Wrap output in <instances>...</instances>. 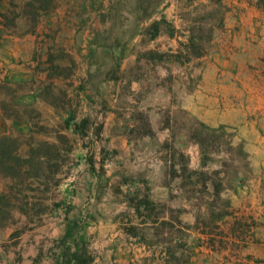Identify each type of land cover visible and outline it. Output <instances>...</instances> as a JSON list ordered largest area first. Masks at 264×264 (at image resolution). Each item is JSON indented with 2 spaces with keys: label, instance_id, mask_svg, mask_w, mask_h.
Listing matches in <instances>:
<instances>
[{
  "label": "rangeland",
  "instance_id": "374dc122",
  "mask_svg": "<svg viewBox=\"0 0 264 264\" xmlns=\"http://www.w3.org/2000/svg\"><path fill=\"white\" fill-rule=\"evenodd\" d=\"M255 128L264 0H0V264L261 263Z\"/></svg>",
  "mask_w": 264,
  "mask_h": 264
},
{
  "label": "crops",
  "instance_id": "0c3cea01",
  "mask_svg": "<svg viewBox=\"0 0 264 264\" xmlns=\"http://www.w3.org/2000/svg\"><path fill=\"white\" fill-rule=\"evenodd\" d=\"M240 133L242 140H244L245 149L251 154V162L254 172L256 173V179L250 182L249 190L242 193L237 192L233 196V206L237 209H246L249 214L254 216L259 221V227L256 230V245L253 253L255 258L264 259L263 246H264V179L261 178V174L264 173V130H253L252 136H248V131ZM255 133V134H254ZM167 187H163V196L167 199ZM109 243V241L107 242ZM259 244V245H258ZM132 252V248L128 244H123L121 247L114 251L107 252L105 257V264H127L129 254ZM197 256L203 257L198 252H195ZM253 256V257H254ZM196 259V258H195ZM195 260L191 264L194 263Z\"/></svg>",
  "mask_w": 264,
  "mask_h": 264
},
{
  "label": "trees",
  "instance_id": "16d2710c",
  "mask_svg": "<svg viewBox=\"0 0 264 264\" xmlns=\"http://www.w3.org/2000/svg\"><path fill=\"white\" fill-rule=\"evenodd\" d=\"M184 170L185 171H188L187 170V168H184ZM190 175H192V173H190ZM216 192L217 193H219V191L216 189ZM4 196L5 195H2V196H0V200H2L3 198H4ZM153 205V203L149 200V199H145V200H143V202H141V203H139V204H136L135 205V209H136V211L137 212H139L140 211V207L141 206H144V209H151L152 206ZM149 217H151V216H149ZM5 219V215H4V213H3V211L0 209V221H2V220H4ZM155 224V222L153 223V225ZM179 226L180 227H182V229H187L185 226H183L181 223L179 224ZM136 229H137V227H135V226H131L129 229H128V233L129 234H133V235H138L137 233H136ZM189 262H188V260L187 261H185V264H188Z\"/></svg>",
  "mask_w": 264,
  "mask_h": 264
}]
</instances>
